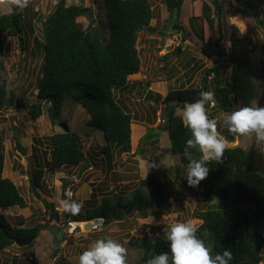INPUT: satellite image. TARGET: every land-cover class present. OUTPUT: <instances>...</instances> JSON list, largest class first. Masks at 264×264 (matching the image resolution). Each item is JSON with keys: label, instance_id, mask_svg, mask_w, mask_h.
Here are the masks:
<instances>
[{"label": "trees", "instance_id": "trees-1", "mask_svg": "<svg viewBox=\"0 0 264 264\" xmlns=\"http://www.w3.org/2000/svg\"><path fill=\"white\" fill-rule=\"evenodd\" d=\"M55 1L53 11L41 21L44 61L33 102H27L24 97L9 91L3 78L6 38L17 37L21 49L26 46L24 13L0 11V110L25 108L30 119L36 120L47 107L52 119L53 115L60 113L65 100L70 98L89 114L90 126L101 130L107 143L101 148L103 153L110 155L109 143L115 144L120 153H128L134 141L133 121L142 118V115L138 111L131 112L118 98L116 90L126 88L128 76L140 71L137 38L143 29H154L150 25L152 4L150 0H80L75 4H67V0ZM183 1L164 0L167 7L178 12ZM94 3L97 9H94ZM246 8L257 19L260 8L264 13V0H249ZM236 9L243 13L247 11L240 6ZM221 15L218 5L213 7L205 0H192V18L199 21L202 52L214 65L206 69L198 89L175 88L159 97V102L164 105L161 114L163 124L159 129L167 132L170 153L177 158L173 184L178 191L187 187L196 201L192 215L200 221L198 237L204 240L212 255L230 250L233 256L230 264H259L264 260V150L254 142L248 148L228 146L221 162L208 164L209 174L196 188L189 187L183 179L188 163L184 147L190 133L181 123V114L177 110H182L198 90L202 93L208 89L207 76L213 73L210 88L215 93V104L223 111H231L237 105L250 106L252 102L264 98V62L255 74L251 57L255 48L253 39L249 34L241 33L234 24L229 35L231 84L222 83L219 68L215 66L224 55ZM262 23L264 25V20ZM174 26L179 27L176 23ZM146 85L150 86V83ZM208 114L215 119L212 113ZM145 118L150 123V117ZM155 136L157 133L145 132L143 142L132 154L142 156L144 142H150ZM49 139L51 151L50 159L46 161L47 170L54 172L67 165L81 166L85 159L89 160L80 137L71 130L54 132ZM192 156L199 158L200 154L193 151ZM3 167L4 152L0 141V251L12 246L16 240L37 236L42 228V225L13 226L7 219L3 210L23 205L24 198L19 187L9 177L3 176ZM43 171L38 169L34 172L32 183L36 188ZM140 184L141 188L136 189L130 199L120 203L118 215H124L125 209L139 211L146 217L147 208L151 206L168 207L171 193L166 183L147 176ZM112 213L113 207L103 201L101 205L85 208L84 217L86 220L102 219L104 224L113 217ZM66 215L70 220L82 223L77 214ZM152 239L156 241L155 245L151 243ZM129 243L139 249V262H146L153 255L167 251L164 233H156L152 238L146 234L132 236Z\"/></svg>", "mask_w": 264, "mask_h": 264}, {"label": "rangeland", "instance_id": "rangeland-1", "mask_svg": "<svg viewBox=\"0 0 264 264\" xmlns=\"http://www.w3.org/2000/svg\"><path fill=\"white\" fill-rule=\"evenodd\" d=\"M205 1L213 7L218 5L222 11L221 26L224 38L221 46L224 55L216 67L219 68L222 83L231 84L229 35L232 24L236 25L241 33L252 37L255 45L251 53L252 68L257 74L264 62L262 8L259 9V18L256 19L253 12L246 8L249 0H215L214 3L213 0ZM79 2L80 0H67V4ZM150 2L153 7L150 25L154 29H143L139 32L137 48L141 58L140 71L128 76L126 88L116 90L118 98L131 112L138 111L139 115H142V118L138 117L133 121L134 141L128 153H120L113 143H109L110 155L103 153L101 148L107 143L101 130L90 126L89 114L70 98L65 100L60 113L53 115V122L47 107H44L42 115L36 120L30 119L25 108L8 107L0 110V141L4 152L3 176L9 177L19 187L24 198L23 205L11 206L3 211L13 226L42 225L37 236L32 235L33 239L32 236L29 237L30 242L23 245L14 243L0 251V264H78V257L82 252L90 248L96 240L104 238L114 239L127 249V264H146L139 262V249L129 243L132 236L146 234L148 238H152L156 233L165 234V230L176 222H191L196 227L199 225L200 221L192 215L197 206L193 193L187 187L178 191L173 184L177 158L170 153L167 132L159 129L163 124L161 114L164 109L159 97L165 96L169 90L175 88L198 89L206 69L212 67L214 62L202 52L199 21L192 18V0H184L179 12L167 7L164 0ZM55 3V0H30L28 7L23 10L26 35L24 49H21L17 37L6 38L3 78L8 90L24 97L27 102L36 100L37 84L42 74L44 41L41 21L53 11ZM236 6L247 11L238 12ZM93 7L97 9L98 6L94 3ZM12 10L14 9L0 5L2 12ZM175 23L178 28L174 26ZM212 77L213 73L207 76L208 89L205 91H211ZM147 82L150 86L146 85ZM256 106L264 107V98L250 104V107ZM206 107L208 113H212L217 119L218 132L225 138L228 146L240 145L248 148L254 142L264 150V142L256 141L254 135L240 136L230 133L223 123L224 113H231L242 106L237 105L231 111H223L217 104L211 103ZM177 112L182 115L181 109ZM146 116L150 117V123L146 122ZM62 122H66L71 131L80 137L89 156V167L79 178L77 176L80 165L63 166L54 172L47 170L46 161L50 159L51 151L49 137L54 132L64 131ZM145 132H154L157 136L150 142H144L145 151L142 156H134L132 153L139 143L143 142ZM18 143L26 149L24 154L17 150ZM147 162L155 163L157 167L147 171ZM38 169L44 170L42 178H38L39 186H34L40 197L31 189L34 172ZM147 176L168 185L171 193L168 207L151 206L147 208L146 217L139 211L125 209L124 215H118L120 203L130 199L132 193L141 188L140 181ZM64 184L73 192L71 199L82 204L77 213L82 223H71L66 219L67 212L62 207L65 199H60ZM102 199L113 207V217L107 223L84 229L85 208L101 205ZM51 220L53 222L50 224ZM262 230L264 231V228ZM259 264H264V260Z\"/></svg>", "mask_w": 264, "mask_h": 264}, {"label": "clouds", "instance_id": "clouds-1", "mask_svg": "<svg viewBox=\"0 0 264 264\" xmlns=\"http://www.w3.org/2000/svg\"><path fill=\"white\" fill-rule=\"evenodd\" d=\"M29 3L30 0H0V5L4 8H12L18 12L27 8ZM214 96L212 91L199 93L197 99L187 103L182 109L180 117L181 123L190 133L184 147L188 163L183 179L192 188L206 179L210 171L208 164L212 161L221 162L228 148L225 138L218 132L217 119L210 118L206 107L210 103L215 104ZM222 118L230 133L254 135L256 141L264 142V107L245 106L231 113H224ZM193 151L200 154L199 158H193ZM155 167L157 164L147 162V171ZM67 190L66 187L65 195L68 199L62 202V207L65 212L75 215L82 204L72 200L73 194L69 192L67 195ZM197 233L198 228L191 222L171 224L165 230L167 251L153 255L146 264H230L233 259L230 250L225 249L212 255ZM151 243L155 245L156 241L152 239ZM78 264H127V249L114 239H98L78 257Z\"/></svg>", "mask_w": 264, "mask_h": 264}, {"label": "water", "instance_id": "water-1", "mask_svg": "<svg viewBox=\"0 0 264 264\" xmlns=\"http://www.w3.org/2000/svg\"><path fill=\"white\" fill-rule=\"evenodd\" d=\"M214 2H215V0H213V3H214ZM178 52H179V51H178ZM218 64H219V62L216 63V67H218ZM199 93H201L200 90H198L194 95H192V96L189 98L188 102H193L195 99H197ZM61 127H63V129H64L65 132L70 131V127H69V125H68L66 122H62V123H61ZM17 150H18L20 153H22V154H24L25 151H26V149H25L21 144H19V143H18V145H17ZM88 167H89V160H88V159H85L84 162H83V163L81 164V166H80L79 174H78L77 177L79 178L80 175H81V173H82L84 170H86ZM31 189H32L33 193H34L37 197H40V195L37 194V191L35 190L33 184H31ZM65 192H66V184L63 185V188H62V190H61V197H60L61 200L66 199ZM101 222H102V219L86 220V222H85V224H84V229H92L93 227H95L96 225H98V224L101 223ZM33 238H34V236H32L31 239H33ZM28 239H29V238H28ZM28 239L23 240V241H18V240H16L15 243H17V244H19V245L26 244V243H28V242L31 241V239H29V240H28ZM27 240H28V241H27Z\"/></svg>", "mask_w": 264, "mask_h": 264}, {"label": "crops", "instance_id": "crops-1", "mask_svg": "<svg viewBox=\"0 0 264 264\" xmlns=\"http://www.w3.org/2000/svg\"><path fill=\"white\" fill-rule=\"evenodd\" d=\"M69 127H70V126H69ZM70 130H71V128H70ZM66 219H68V221H70L71 223H76V222H77V221H71L70 218H69V216H67V215H66ZM52 220H53V219H52ZM52 220H51L50 224L53 222ZM93 228H94V227H93Z\"/></svg>", "mask_w": 264, "mask_h": 264}, {"label": "built area", "instance_id": "built-area-1", "mask_svg": "<svg viewBox=\"0 0 264 264\" xmlns=\"http://www.w3.org/2000/svg\"><path fill=\"white\" fill-rule=\"evenodd\" d=\"M211 105H212V104H211ZM69 192H71V193L73 194V192H72L71 190H68L67 195H68ZM72 196H73V195H72Z\"/></svg>", "mask_w": 264, "mask_h": 264}]
</instances>
